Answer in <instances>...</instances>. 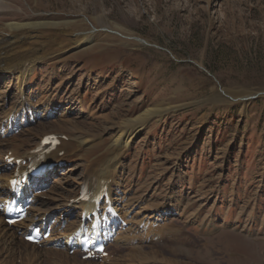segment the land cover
Instances as JSON below:
<instances>
[{
	"label": "rangeland",
	"instance_id": "1",
	"mask_svg": "<svg viewBox=\"0 0 264 264\" xmlns=\"http://www.w3.org/2000/svg\"><path fill=\"white\" fill-rule=\"evenodd\" d=\"M30 1L35 7L17 0L0 15L63 22L85 13L101 29L144 40L98 36L95 44L103 48H72L35 65L30 92L38 106L50 93L56 104L48 131H70L54 120L113 124L164 104L124 156L129 174L122 188L158 202L171 196L170 219L187 231L189 255L200 264H264V96L251 95L264 92V0ZM17 19L0 18V27ZM138 69L143 76L137 78ZM221 88L250 95L213 102ZM43 128L37 123L25 132ZM108 137L103 134L99 149ZM83 162L77 158L49 181L62 189L72 173L80 179Z\"/></svg>",
	"mask_w": 264,
	"mask_h": 264
},
{
	"label": "bare ground",
	"instance_id": "2",
	"mask_svg": "<svg viewBox=\"0 0 264 264\" xmlns=\"http://www.w3.org/2000/svg\"><path fill=\"white\" fill-rule=\"evenodd\" d=\"M27 1L28 5L30 2V5L34 6L32 1ZM0 3L10 5L1 6L0 9H8L12 8L11 4L14 5L17 0H0ZM2 14V19H17L13 15L18 13ZM49 21L26 15L25 19L8 20L0 27V204L10 193L7 182L12 170L7 166L5 156L13 151L14 155L28 159L39 140L49 132L46 126L48 122L45 121L55 116L54 95L50 93L38 106L35 101L37 95H33L29 90V77L35 72L38 61L45 63L72 48L90 52L103 48L102 45L95 44L98 36L104 37L108 42L124 39H130L136 45L144 42L140 36L125 34L109 26L102 27L105 30L103 31L99 25L100 21L97 23L93 20L94 23L85 13L78 14L76 18L62 20L63 22ZM115 56L117 55L110 54L108 58L115 59ZM142 60L140 57L141 63ZM133 76L138 78L143 76V72L138 69ZM243 92L232 94L225 89L223 94L218 91L214 93L212 101L232 102L228 100L229 97L236 96L241 102L250 95L249 92L242 94ZM23 95H26L25 99L21 98ZM165 110L164 104H157L135 117H121L113 124H107L112 123V120L108 119L105 125L98 126L93 122L89 126L78 118L54 120L53 123L65 124L63 126L68 127L70 131L55 129L58 133L65 134L66 139H62L61 146L49 159L53 162L65 160L67 163L77 158L83 159V175L78 179L72 173L71 179L66 180L62 189L58 183L53 186L47 179L38 181L37 186L46 190V193L36 195L28 218L15 227L5 223L0 207V264H200L189 255V243L184 237L187 231L170 219V215L176 210L171 196L169 202H158L151 199L148 193L139 195L121 186L123 174L126 178L129 174L123 158L135 141L136 135L152 116H160ZM26 111L28 119L25 123ZM34 122L44 128L34 133L29 130L25 132L26 128L35 125ZM14 124H26V128L20 126V134L10 135V127ZM34 128L30 131H34ZM103 134L109 135V143L99 149V145L104 142ZM62 170L63 168H56L51 174V179L54 175L61 174ZM104 182L110 183L109 195L114 208L129 224L120 228L112 240L114 246L108 257L98 261L84 260L78 250L70 253L69 238L73 236L77 240L79 237L74 233L84 223L83 213L104 214L107 210L104 204L94 207L91 203L79 202L80 189L86 183L99 188ZM45 195H49L51 199H44ZM60 208H63L62 212H55ZM89 208L92 209L88 210ZM74 211H78V215L72 218L70 215ZM146 211L152 214L144 215ZM52 218L56 221L48 239L42 240L41 244H31L23 239L22 234L27 233L30 226L42 228ZM42 234L43 232L41 236Z\"/></svg>",
	"mask_w": 264,
	"mask_h": 264
},
{
	"label": "water",
	"instance_id": "3",
	"mask_svg": "<svg viewBox=\"0 0 264 264\" xmlns=\"http://www.w3.org/2000/svg\"><path fill=\"white\" fill-rule=\"evenodd\" d=\"M219 91H220L221 93H223V94L225 93V89H223V88H221ZM251 95H252V96L254 95V97H260V96H264V92L252 93ZM235 97H236V96H235ZM235 97H234V96H230V97H229V100H231L233 103H235V102H240L239 99H237V98H235ZM248 97H249V96L243 98L242 101L247 100Z\"/></svg>",
	"mask_w": 264,
	"mask_h": 264
}]
</instances>
